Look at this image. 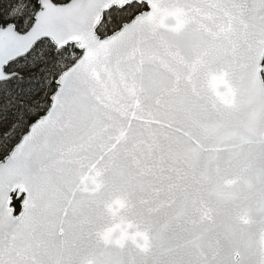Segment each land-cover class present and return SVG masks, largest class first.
<instances>
[{
	"label": "snow or ice",
	"instance_id": "snow-or-ice-1",
	"mask_svg": "<svg viewBox=\"0 0 264 264\" xmlns=\"http://www.w3.org/2000/svg\"><path fill=\"white\" fill-rule=\"evenodd\" d=\"M0 264H264V0H0Z\"/></svg>",
	"mask_w": 264,
	"mask_h": 264
}]
</instances>
